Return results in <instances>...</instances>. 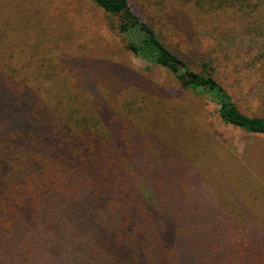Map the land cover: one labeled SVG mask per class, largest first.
Wrapping results in <instances>:
<instances>
[{"label": "trees", "instance_id": "1", "mask_svg": "<svg viewBox=\"0 0 264 264\" xmlns=\"http://www.w3.org/2000/svg\"><path fill=\"white\" fill-rule=\"evenodd\" d=\"M91 1L117 17L129 51L171 67L224 121L264 134V117L238 108L209 61L190 69L129 0ZM193 1L214 11L209 4L237 0ZM238 1L255 9L261 0ZM89 92L102 133L72 129L25 82L0 71V264H264V228L237 201L227 206L198 181L201 200L185 208L164 179L170 169L159 165L173 147L159 142L155 156L98 90Z\"/></svg>", "mask_w": 264, "mask_h": 264}, {"label": "rangeland", "instance_id": "2", "mask_svg": "<svg viewBox=\"0 0 264 264\" xmlns=\"http://www.w3.org/2000/svg\"><path fill=\"white\" fill-rule=\"evenodd\" d=\"M129 3L189 59L190 69L209 61L238 108L264 117V68L257 58L264 54V0L255 9L238 0L209 4L214 11L193 0ZM0 71L25 82L72 129L102 133L89 92L95 88L129 131L146 137L152 154L159 142L173 147L159 165L170 169L164 179L187 199L185 208L201 200L199 181L227 206L237 201L264 228V134L224 121L218 106L183 86L171 67L129 51L117 17L93 1L0 0Z\"/></svg>", "mask_w": 264, "mask_h": 264}]
</instances>
